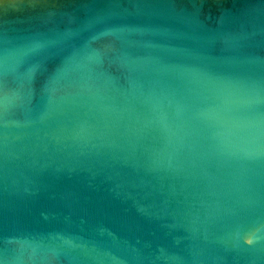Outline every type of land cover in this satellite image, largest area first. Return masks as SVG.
<instances>
[{"label":"water","instance_id":"obj_1","mask_svg":"<svg viewBox=\"0 0 264 264\" xmlns=\"http://www.w3.org/2000/svg\"><path fill=\"white\" fill-rule=\"evenodd\" d=\"M0 264H264V0H0Z\"/></svg>","mask_w":264,"mask_h":264}]
</instances>
